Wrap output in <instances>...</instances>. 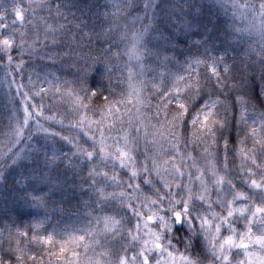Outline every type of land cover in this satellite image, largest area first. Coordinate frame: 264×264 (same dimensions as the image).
I'll return each mask as SVG.
<instances>
[{
    "label": "snow or ice",
    "instance_id": "obj_1",
    "mask_svg": "<svg viewBox=\"0 0 264 264\" xmlns=\"http://www.w3.org/2000/svg\"><path fill=\"white\" fill-rule=\"evenodd\" d=\"M257 81L264 0H0V264H264Z\"/></svg>",
    "mask_w": 264,
    "mask_h": 264
},
{
    "label": "trees",
    "instance_id": "obj_2",
    "mask_svg": "<svg viewBox=\"0 0 264 264\" xmlns=\"http://www.w3.org/2000/svg\"><path fill=\"white\" fill-rule=\"evenodd\" d=\"M93 2H94V0H89V3H93ZM101 2H103V0H101ZM206 2H207V0H206ZM223 21H224V17L222 14L217 15L215 12L208 13L207 22H208V27H209L210 31H215L216 34L222 35V33L219 30L222 29V27H223ZM199 38L200 37L195 36V35L188 37V38L181 37V49L180 50L184 51L186 46L189 43H191V41H194V40L199 39ZM182 58L183 57H181V59ZM97 80H99V77H97ZM248 87H249L250 94H254L255 99L253 102L256 103L257 105L264 104V84H261L259 81H257V83L255 85L254 93L252 91L251 83H249ZM72 203L74 204L75 202L73 201ZM27 211L30 212L31 210H27ZM25 218L31 219L32 217L26 216ZM64 220L68 224H73L76 222L74 218H69V217H65Z\"/></svg>",
    "mask_w": 264,
    "mask_h": 264
}]
</instances>
